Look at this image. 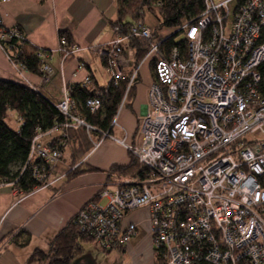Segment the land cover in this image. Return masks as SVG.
<instances>
[{"label":"built area","instance_id":"2783aa9c","mask_svg":"<svg viewBox=\"0 0 264 264\" xmlns=\"http://www.w3.org/2000/svg\"><path fill=\"white\" fill-rule=\"evenodd\" d=\"M203 4L195 23L173 29L182 31L185 46H174L161 57L156 38L144 58L155 57V82L139 124L140 142L120 141L143 166V174L102 188L79 210L75 223L100 249L124 248L137 232L126 215L145 207L152 244L164 264H264V94L258 70L264 61V0ZM152 29L140 21L129 31L150 38ZM113 32L98 50L109 85L118 83L134 54L120 26H113ZM6 38L0 32V41ZM57 50L66 58L77 47L59 36ZM38 55V75L46 84L53 73L50 52ZM11 65L22 83L34 88L25 71ZM137 73L138 66L119 109ZM83 85L94 88L89 77ZM69 91L65 87L54 102L64 116L59 129L63 134L78 126L92 130L77 114ZM99 94L86 100L91 112L102 106ZM56 130L38 133L30 143L28 160L36 161L32 174L43 185L61 157L57 143L43 141ZM4 247L0 242V252Z\"/></svg>","mask_w":264,"mask_h":264},{"label":"crops","instance_id":"0c3cea01","mask_svg":"<svg viewBox=\"0 0 264 264\" xmlns=\"http://www.w3.org/2000/svg\"><path fill=\"white\" fill-rule=\"evenodd\" d=\"M147 13L144 23L154 28L158 21L156 19L151 26ZM117 14L116 0H7L0 3V19L5 26H19L31 46L50 52L47 62L53 73L48 83L43 84L35 73L25 72L24 76L53 102L61 99L65 87L82 83L88 77L98 87L109 84V73L98 50L114 37L113 23L117 20ZM61 31L68 32L77 47V51L66 58L57 50ZM169 33L170 30L166 28L158 32L160 35ZM132 62L130 60L124 71L133 68ZM137 66L134 95L118 109L110 133L100 137L90 135L94 145L80 165L82 169L89 165L93 170L82 171L68 178L53 171L45 185L21 195L10 183L0 185V242L5 243L0 252V264H28L27 260L35 249L47 252L57 232L100 189H113L124 180L133 178L115 176L109 169L115 164L129 163L131 154L120 141L127 145L140 142L139 124L149 109L148 89L155 82L154 70L149 60H143ZM0 78L22 82L1 49ZM57 136H47L46 141ZM67 148L70 155V146H66L63 154ZM68 158L67 164L62 159L58 166L67 168ZM51 175L55 176L52 181ZM125 220L134 222L137 232L122 252L112 249L116 254L106 255L107 252L100 249L95 241H88L83 244L82 255L73 264H154L156 252L150 236L148 209H135L126 215ZM27 238L29 241L23 246L14 241ZM109 257L113 259L111 263H107Z\"/></svg>","mask_w":264,"mask_h":264},{"label":"trees","instance_id":"16d2710c","mask_svg":"<svg viewBox=\"0 0 264 264\" xmlns=\"http://www.w3.org/2000/svg\"><path fill=\"white\" fill-rule=\"evenodd\" d=\"M204 0H116L117 20L113 26H120L123 34L129 36V45L133 49L132 67L135 68L150 50L151 44L157 38L158 54L166 57L169 50L174 46H185V39L182 37L176 40V36L182 33L181 30L159 36L162 28L177 29L185 24H193L199 18L203 10ZM151 12L157 19V25L152 29L150 38H143L130 34L129 28L138 23H144V15ZM0 32L4 35L0 44L8 61L17 66L20 70L38 74L40 57L38 53L46 50L31 46L19 26L7 27L0 19ZM68 44L73 43L68 32L61 31ZM103 58V57H102ZM106 65L105 58H103ZM155 57L149 60L154 70ZM133 68L123 71L122 78L116 85L106 87L87 88L82 83H74L69 86V94L74 102V108L93 129L89 132L83 126L71 127L64 134L59 129V124L64 121V116L56 108L55 103L44 96L40 91L22 82L5 80L0 78V183H12L15 188L24 193L31 192L41 187L42 182L38 181L32 174V165L36 161L28 160L30 143L38 133H45L51 129H57L53 134L57 137L49 141L57 143L61 157L66 146H70L71 152L67 168L56 166L54 171L60 172L65 178L82 171L93 170L87 165L81 168L80 162L92 149L93 142L90 135H104L111 130L112 121L119 109L123 96L126 92L129 78ZM262 76L261 93L264 94V61L258 67ZM136 80L127 90L126 101L128 103L134 95ZM107 88V90L105 89ZM100 93L102 106L95 112L86 107V100ZM10 111L17 116L18 126L16 129L6 123ZM50 134V137H53ZM47 137V136H45ZM131 154V153H130ZM115 176H141L144 172L137 159L131 154V159L126 165H112L109 169ZM18 245H26L29 239L23 241L14 240ZM93 241L87 235L81 233L75 223V215L57 232L49 243V249L44 252L35 249L29 256L27 263L39 262L42 264H73L74 260L83 253V244ZM122 252L124 248H116ZM108 252L110 250H103ZM154 264H164L160 251H155ZM195 264H205L198 262Z\"/></svg>","mask_w":264,"mask_h":264},{"label":"rangeland","instance_id":"374dc122","mask_svg":"<svg viewBox=\"0 0 264 264\" xmlns=\"http://www.w3.org/2000/svg\"><path fill=\"white\" fill-rule=\"evenodd\" d=\"M147 13V12H146ZM147 16H148V19H149V22H150V25L152 26V25H154L155 24V22H156V17L151 13V12H148L147 13ZM170 31H171V33L174 31V32H176L177 30H173V29H169ZM183 37V34L182 33H179L177 36H176V40H179V39H181ZM1 49V48H0ZM2 50V49H1ZM3 51V50H2ZM11 64V63H10ZM6 123L10 126V127H12V128H14V129H16L17 128V125H18V121H17V116H16V114L14 113V112H12V111H10V113L8 114V116H7V118H6ZM93 138H94V140H95V143H97V140H96V137L95 136H93ZM46 139H48V137H44L43 138V141L44 140H46ZM68 156H69V148H67L66 149V151L64 152V154H63V163H65V164H67V158H68ZM61 164V160L58 162V165H60ZM62 175V174H61ZM63 176V175H62ZM117 176V175H116ZM64 177V176H63ZM53 178H55V176L54 175H51L50 176V180L52 181L53 180ZM48 179H49V177H48ZM55 182H57V181H55ZM109 188H110V186H108ZM93 199V198H92ZM90 201V200H89ZM102 203H105V200H102ZM121 248V247H120ZM125 248V247H124ZM106 255H112L113 254V256H114V254H116L115 253V251L114 250H112V251H110V252H107V253H105ZM112 260L113 259H111V257H109V259L107 260V263H111L112 262Z\"/></svg>","mask_w":264,"mask_h":264},{"label":"bare ground","instance_id":"6f19581e","mask_svg":"<svg viewBox=\"0 0 264 264\" xmlns=\"http://www.w3.org/2000/svg\"><path fill=\"white\" fill-rule=\"evenodd\" d=\"M100 190H101V189H100ZM100 190H99V191H100ZM99 191H98V192H99ZM98 192H97V193H98ZM96 195H97V194H96ZM96 195H95V196H96ZM95 196H94V197H95ZM94 197H93V198H94ZM78 212H79V211H78ZM76 215H77V214H76ZM75 217H76V216H75Z\"/></svg>","mask_w":264,"mask_h":264}]
</instances>
